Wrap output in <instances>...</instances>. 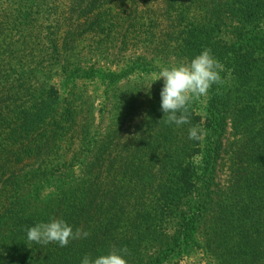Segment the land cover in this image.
<instances>
[{
  "label": "trees",
  "instance_id": "16d2710c",
  "mask_svg": "<svg viewBox=\"0 0 264 264\" xmlns=\"http://www.w3.org/2000/svg\"><path fill=\"white\" fill-rule=\"evenodd\" d=\"M156 1L164 4L175 23L161 54L166 51L189 64L211 50L222 65V83L206 95L205 121L198 100L189 107L190 123L177 127L161 120L164 113L158 102L142 107L140 118L133 107L138 97L125 103L122 99L118 120L129 117L132 124L136 115L137 130L147 134L124 143L117 141L120 131H113L99 141L94 162L87 164L98 141L89 127H81L75 101L61 97L54 86L23 85L19 93L30 97L31 104L22 108L13 101L19 96L0 89V264H28L32 253L38 256L36 264H82L86 255L95 259L124 247L130 253L123 256L127 264H170L202 248V242L220 253L225 264H264V0H72L68 21L77 14L80 21L73 24L83 27L82 34L97 37L98 45L110 53L121 40L124 47L132 37L138 42L140 21L158 14L153 11ZM39 12L37 4L26 10L14 0L1 9L0 62L13 54L21 57V46L25 48L33 34L25 36L23 30L30 27L38 34L30 40L42 44V55L46 54L39 35L41 21L34 17ZM233 22L235 36L226 40L223 30ZM7 29L22 36H9L13 44L8 49ZM155 29H146L150 40L157 35ZM51 43L50 49L60 50ZM97 65L83 67L66 60L62 86L67 81L76 86L79 79L99 80L113 90L122 80L161 71L144 58L118 71ZM230 123L234 131L246 134L232 154V184L220 195L215 192L217 173ZM192 126L204 135L199 141L185 140L181 157L176 151L179 134L185 131L184 137ZM77 146L79 158L72 154ZM78 162L87 164L89 172L81 183H76ZM136 203L154 206L144 218L138 212L145 222L139 224H149L139 237L137 223L125 228L116 224L118 214L131 211ZM53 218L90 235L66 247L28 241V228Z\"/></svg>",
  "mask_w": 264,
  "mask_h": 264
},
{
  "label": "rangeland",
  "instance_id": "374dc122",
  "mask_svg": "<svg viewBox=\"0 0 264 264\" xmlns=\"http://www.w3.org/2000/svg\"><path fill=\"white\" fill-rule=\"evenodd\" d=\"M10 1L11 0H0V11L3 7L7 6ZM14 1L15 3L21 1L26 10L31 9L35 4L38 5L40 12L38 13L39 15H34V17L38 22L41 21L42 27L39 35L44 43V49L47 50V52L45 55H42L40 47L42 44L37 46L30 40L32 37L38 35L35 33L37 28L30 27L24 29L25 36L31 33L33 34L27 37L29 43L26 47L23 48L24 45L21 46V50L23 51L20 58H18L19 55L17 56V54H13L11 58L8 56L7 58H2L3 62H0V89L19 96L17 98L14 97L15 99L13 101L18 103V105L20 104L22 108L26 103L28 105L31 104L30 97L25 96L24 93H19V90L22 89L23 85H26L28 89H46L49 86H54L60 89L61 97L66 98L71 102L75 101V104L73 103L74 106H77L80 110L79 121L81 127H89L91 136L96 135L95 138L96 141H98L87 164L94 162L96 147L102 144L99 141L113 131H120L117 141H123L124 143H128L133 138L140 139L142 134L146 135L147 130H137L138 125H136V123L138 120L136 115H133L132 124L130 123L131 118L129 117L125 120L124 118H119L120 120H118L119 113L121 112L120 105H122L119 101L123 99V103H125L130 100V98L136 99V97H138L135 104H133V107L138 111L136 114H138L140 118L144 116V114H139L142 107L149 105L150 101L158 102V106L160 107V91L163 87V79L157 80L158 74L140 79L133 76L130 79L122 80V82H120L113 90H110L106 89L104 84L99 80L90 81L79 79L76 86H74L72 81H67L66 85L62 86L65 78L60 73L66 60H69L70 63H80L83 67H89L96 63L98 64V69L108 68L113 71H118L120 68L122 69L123 67L132 64L138 58L146 59L150 62V65L158 66L161 70L165 67L171 68L181 64L187 65L184 60H178L175 55H170L166 51L161 54L160 50H163L169 45L168 35L173 32V28L171 27L175 28V23L170 20V11L167 12L164 4L161 1H156L153 4V11L158 14L152 18L140 21L138 42L134 41L132 37L126 41V47H124L125 42H122L121 40L116 44V48L113 47L112 51L109 50L110 53L108 51L106 53L105 49L107 48L98 45L97 37L89 33L85 35L82 34L83 27L77 28L76 25L73 24L80 21L77 18V14H71V18L74 19L73 22L68 21L70 18L68 9L72 0ZM64 19H67V21L65 22ZM33 26H35V24ZM151 26L156 27L155 32L157 35L152 36L150 40L146 36V29ZM236 27L237 23L233 22L230 24L229 28H225L223 30V38L226 40H232L235 36L234 32ZM9 29L5 31V35H8V39L5 38L4 43L5 46L8 44L6 49H8L9 45L13 44V41L9 36H13V39L15 40L22 39V36L18 35L15 31L8 32ZM159 33H161L162 36ZM43 37L45 39H42ZM72 39H75V42L71 43ZM51 41H55V43L59 45L60 50L50 49V45H52ZM66 47L68 51L66 50ZM113 63L116 66H111ZM233 85L234 82L232 81L229 84V89H232ZM206 102V95L198 99V105L200 106L199 113L202 115L203 122L205 121L206 115ZM15 103H13V105H17ZM231 109V113L235 112V106H232ZM163 117L164 114L160 117L161 120L165 119ZM184 132L185 131H181L178 143L176 144V148L178 149L176 150L178 151L177 155H180L181 157H183V150L186 147L185 140L188 139V133L183 137ZM244 134H246L244 130L234 131L231 123L229 124L227 135L225 137L226 149L217 173V183L219 187L215 189V192L220 195H224L223 193L228 191L232 184V154L238 148V145L245 140ZM74 153H76L78 158L81 156L82 152L79 146L73 149L72 154ZM87 164L80 165L78 162L76 169L78 180L76 183H81L88 178L89 172ZM151 207L152 210H154L152 204L145 207L141 203H136L133 205L131 211L129 210L128 212L119 213L116 218L117 228L130 227V224L137 223L134 227L141 229V231L139 230L138 237L141 236L143 230H146V227H149V224H139L145 222L140 221L141 219L138 212L141 211L144 215L142 218H144L146 213L150 212ZM127 235L128 233L124 230L123 237ZM202 243V248L195 247L190 255L184 256L179 260H174L170 264H225V258H223L220 253L215 250L207 249L204 247L205 242ZM31 248H33V245H31ZM4 255L7 257V254ZM37 257V254H30L27 263L36 264ZM135 260L137 262L138 258Z\"/></svg>",
  "mask_w": 264,
  "mask_h": 264
},
{
  "label": "clouds",
  "instance_id": "9594fccd",
  "mask_svg": "<svg viewBox=\"0 0 264 264\" xmlns=\"http://www.w3.org/2000/svg\"><path fill=\"white\" fill-rule=\"evenodd\" d=\"M222 65L212 56L211 50H204L195 56L187 65L181 64L171 68H163L157 80L163 79L160 91V110L164 113L166 123L175 124L177 127L190 123L189 107L194 100L208 94L213 85L222 83L220 71ZM204 133L197 126L188 130V139L199 141ZM27 239L47 246L50 243L66 247L70 241L87 238L90 233L81 228L73 230L63 219H51L50 222H40L28 228ZM129 250L124 247L113 249L107 255L92 259L86 255L82 264H127L123 258L129 255Z\"/></svg>",
  "mask_w": 264,
  "mask_h": 264
}]
</instances>
